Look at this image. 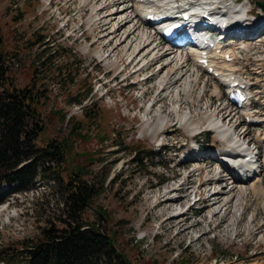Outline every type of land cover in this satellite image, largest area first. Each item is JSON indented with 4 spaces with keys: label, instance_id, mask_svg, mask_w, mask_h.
Listing matches in <instances>:
<instances>
[{
    "label": "rangeland",
    "instance_id": "rangeland-1",
    "mask_svg": "<svg viewBox=\"0 0 264 264\" xmlns=\"http://www.w3.org/2000/svg\"><path fill=\"white\" fill-rule=\"evenodd\" d=\"M129 1L0 0L1 48L7 53L3 65L8 81L16 88L31 87L33 78L37 89L44 85L48 99L40 108L46 137L66 136L72 121H81L82 134L86 129L90 133L85 141L75 138V149L87 154L77 156L74 162L85 166L84 179L102 192L93 197L82 219L113 236L129 264H178L183 257L189 264H264V178L257 177L255 189L239 184L229 188L230 183L219 188L211 183L216 169L209 152L219 155L216 152L227 147L215 129L223 124L219 122L225 111L223 89L220 87L217 100L216 85L204 73H190L191 66L184 59L182 72L170 77L168 66L158 74L164 61L159 64L157 57L165 53L166 59L176 53L154 45L141 51L144 44L140 41L132 45L138 34L149 37L151 29L143 24L137 25L139 31L129 38L127 48L123 44L114 51L115 40L109 42L104 37L113 25H107L105 18L110 10L103 8L114 2L117 6L112 10L116 12ZM126 13L131 15L130 10ZM132 26L127 24L126 29ZM34 33L46 44L37 36L29 46ZM146 37L145 46L151 43ZM121 38L119 33L117 40ZM69 74L75 79L73 85ZM84 105L103 108L106 120L95 119L94 129L84 117ZM54 110H60L63 119ZM100 127L108 136L104 143L97 137L102 134ZM255 130L247 128L244 138L255 137ZM198 131L202 133L196 135ZM118 141L129 146L137 142L158 154L148 158L145 169L136 167L131 161L133 153ZM88 153H93L92 163H86ZM196 175L200 196L202 190L214 193L227 188L216 199L218 207L210 206L209 196L207 202L202 200L193 207L195 217L188 212L180 223L172 218L174 201L165 203L162 195L168 189L171 192L173 181L178 183L182 176L193 181ZM162 178L165 182L156 186ZM187 193H183L182 205L191 199ZM8 196L12 198L5 203L8 209L0 208V249H18L21 241L69 222L64 196L51 183L38 181ZM223 199L227 206L220 212ZM100 209L108 219L100 216ZM212 211L217 213L213 220ZM187 227L190 229L177 236Z\"/></svg>",
    "mask_w": 264,
    "mask_h": 264
},
{
    "label": "trees",
    "instance_id": "trees-1",
    "mask_svg": "<svg viewBox=\"0 0 264 264\" xmlns=\"http://www.w3.org/2000/svg\"><path fill=\"white\" fill-rule=\"evenodd\" d=\"M38 38L46 44L40 35L33 34L27 43L34 44ZM2 32L0 28V185L17 184L6 193H0V202L11 191L32 187L37 183H51L64 196V212L69 222L60 229L43 231L37 238L21 241L18 249H0V262L4 264H129L123 254L117 250L113 236L99 231L96 223L84 222L82 215L91 206L93 197L102 189L89 184L84 179L83 165L75 163L77 156L86 152L75 149V138L86 140L91 135L86 129L81 133V121H72L68 134L59 139L46 137L41 119V106L48 99L44 85L16 88L8 81L7 69L3 58L7 53L1 48ZM39 43V42H38ZM70 85L74 84L72 74L68 75ZM88 92L91 90L87 86ZM80 90V88H79ZM82 101V100H81ZM55 111V110H54ZM84 117L95 129V119L106 120L105 110L101 107L83 106ZM60 114L61 111H55ZM61 118L63 119L62 113ZM102 134L98 140L104 143L108 136L100 127ZM79 140V141H80ZM124 149L133 153L131 161L136 167L146 168L148 158L157 155L152 147L135 143L132 146L118 141ZM99 150L93 151L96 153ZM93 153H88L86 163H92ZM56 163L55 165H51ZM165 180L162 178L158 185ZM157 184V183H156ZM104 220L108 215L100 209ZM84 222V223H83ZM66 224V225H65ZM178 264H189L188 258H181Z\"/></svg>",
    "mask_w": 264,
    "mask_h": 264
},
{
    "label": "bare ground",
    "instance_id": "bare-ground-1",
    "mask_svg": "<svg viewBox=\"0 0 264 264\" xmlns=\"http://www.w3.org/2000/svg\"><path fill=\"white\" fill-rule=\"evenodd\" d=\"M213 1L218 3L220 6H222V10H225V8L229 4L227 0H213ZM206 2H207L206 0H130L128 3H123L124 5L121 4V5H123V7L122 8H118L116 12L114 10H112V8H114L117 5L114 2H111V3H109L108 6L103 8L104 10L106 8H108L110 10V13L105 17L108 20L107 21V25L113 23V25L111 27V30H110V33H108L104 37L109 42L115 40L114 51L116 50V52H118L119 48L123 44H126V46H125L126 48L128 47V45H130V42H129L130 39L129 38L132 37V36H135V33H137V31H139L138 30L139 28H137L138 24L141 25V24L145 23V20L142 17V15L145 12H147L148 10H154V9H158V8H169V7L181 6V5H185L186 6L187 5L193 10L192 13H195L198 9L203 7L204 3H206ZM126 4H127V6H125ZM128 10H130V12H131V15H129V16L126 15L127 14L126 11H128ZM245 11H246V8H243L242 12H245ZM237 16L241 17L242 15L241 16L237 15ZM192 18H193V16H192ZM130 19H132V21H130ZM179 20L180 19L178 18L176 21L178 22ZM250 21H255V20L253 19V20H250ZM260 21H261V19L258 20V23ZM127 24H132L133 25L132 28L127 30L126 29V25ZM256 25H257V22H256V24L254 26H256ZM167 28L168 27H165L164 29H167ZM248 29H247V31H248ZM119 33L122 34V38L120 40H117V38L119 37ZM143 34H144V31H143ZM146 36H147V34H146ZM146 36L144 35L143 37H141L138 34L137 37L135 36L134 42H133L132 45H135L136 43H138L137 41H140L141 45L144 44V46H142V50L141 51H143L145 48H148L149 46H153L152 41L147 46H145L147 41H145L144 43H143V41H144ZM146 38H148V39L151 38L150 32H149V37H146ZM110 45H112V44H110ZM154 47L160 49L159 45H157V44L154 45ZM245 47H247L246 44L244 45L243 48H245ZM160 50H162V49H160ZM165 50H167V49H165ZM154 51H157V53H158L159 50H154ZM162 51H164V50H162ZM212 53H213V51L211 52V54L209 56H211V58H213V62L215 63V65H218V67L216 66V69H218L219 72L220 71L224 72V71H227V70L230 69V66L226 65V64L223 65V63H221V60H219L220 62L217 63L216 62L217 57H214V55ZM222 53L225 54L224 51ZM164 54L165 53H161L157 57V59L159 60V64L164 61V63L161 64V67L159 68L160 70L158 71V74H160L161 71L163 72L166 69V67H168V66H171L167 70L168 71V76H170V77L173 76L176 73H179V72L183 71V68H185V67L183 66L184 62H183V58H182L181 53L180 54H176L175 57H170L169 56V58H166V59H165L166 55H164ZM192 62H193V64H195V61H192ZM192 69H193V67H191V70ZM223 74H226V73H223ZM174 111H175V109H173L172 112H174ZM217 117L218 116H215V117H212V118H217ZM219 120H220L219 122H222L223 124H220V126H215V129L217 130L216 132L219 133V135L221 136V139H222L221 141L223 143L227 144V147L229 148V150L231 152H234V153L236 152V154H237V153H249V152L253 151V150H249V151L245 152L246 151L245 150L246 149L245 148L246 144H249V142L245 143L246 141H244V139H242L236 133V130H234L231 127H229L228 124L225 123L220 118H219ZM182 124H185V123H182ZM263 154H264V149H263ZM218 156L219 157H225V160L229 161L230 154L229 153H220ZM231 160L232 161H230V162H231L232 165L230 167L233 168V172H238V170H239L240 173L236 176V178L233 177V175H231V179H233L234 181L230 183L229 188H231L232 186L234 187V183H235V185L239 184L237 186H240V187L246 186V185H250L252 188L255 189L256 188L255 187L256 186V182L255 181H256L258 175L254 174L251 177H248V175H249V167L251 168V167H254L256 165V163L253 162V159L249 160V162H247V163H244L242 158H238L237 156H235V157H232ZM242 167L245 170H243ZM234 168H237V169H234ZM243 175H247V178H246L247 180L246 181H242ZM237 178H238V180H237ZM224 184H226V183H224ZM216 185H218V183H215V186ZM212 186H214V185H212ZM218 186H219V188H221L223 186V183H222V186L221 185H218ZM224 188L226 189L227 187H224ZM224 188L221 191H218L216 189L214 191V193H212V192H208L207 193L206 190L205 191L202 190L203 202H207V199H209V196H210L211 201H212V203H210V201H209V204H211L210 206L217 205L218 204V200L216 201V199H218V196L223 193L222 191H224ZM168 190H166L165 193H170V192H167ZM253 191H255V193H257V190H253ZM205 193L208 196H206ZM225 196L226 195H224V197ZM226 201L227 200H225V199H223V201H222V204H223L222 210L227 206ZM172 202H173V200H171V199H166L165 200V203H172ZM219 205H217L216 207H218ZM217 210H215V211H217ZM215 211H214V213H213V211L210 212V214H211L210 217H211L212 220L215 217V215L217 214V213H215ZM185 216H186L185 214H182V215H176L175 214V215H173L172 218H173V220H177V221L181 220L180 221V223H181L182 222V218H184ZM188 229H190V228L187 227L186 229L178 231L177 236L182 235Z\"/></svg>",
    "mask_w": 264,
    "mask_h": 264
},
{
    "label": "water",
    "instance_id": "water-1",
    "mask_svg": "<svg viewBox=\"0 0 264 264\" xmlns=\"http://www.w3.org/2000/svg\"><path fill=\"white\" fill-rule=\"evenodd\" d=\"M256 6L260 7L261 10L264 12V2L257 1Z\"/></svg>",
    "mask_w": 264,
    "mask_h": 264
}]
</instances>
